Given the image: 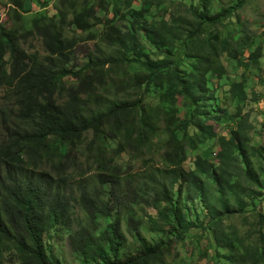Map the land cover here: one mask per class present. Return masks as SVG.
Returning a JSON list of instances; mask_svg holds the SVG:
<instances>
[{
	"label": "trees",
	"instance_id": "trees-1",
	"mask_svg": "<svg viewBox=\"0 0 264 264\" xmlns=\"http://www.w3.org/2000/svg\"><path fill=\"white\" fill-rule=\"evenodd\" d=\"M2 1L0 264H63L56 250L64 239L86 264H184L173 249L189 239L198 260L212 250L215 264H264V174L257 169L264 149L248 143L251 124L241 108L227 107L249 99L247 81L211 80L227 74L224 59L261 65L264 45L250 49L253 36L237 13L246 0L216 13L214 0ZM28 1L38 10L26 9ZM177 1L193 21L165 18ZM50 5L52 13L39 11ZM151 7L161 8V18ZM228 17L237 22L223 34L218 27ZM37 38L44 53L29 43ZM83 41L95 45L75 69L70 62ZM106 79L109 87L97 93ZM210 121L232 123L229 136L219 137L217 162L202 155L188 162L187 149L213 137ZM126 152L161 153L160 164L143 158L135 171L122 164ZM89 173L97 180L91 187ZM237 214L246 237L225 224ZM145 229L167 239L148 242ZM207 232L210 246L201 249Z\"/></svg>",
	"mask_w": 264,
	"mask_h": 264
},
{
	"label": "rangeland",
	"instance_id": "rangeland-1",
	"mask_svg": "<svg viewBox=\"0 0 264 264\" xmlns=\"http://www.w3.org/2000/svg\"><path fill=\"white\" fill-rule=\"evenodd\" d=\"M242 1V0H241ZM4 1L0 0V22H4L8 19L6 15L5 6L3 4ZM180 1L174 2L173 6L169 7V12L165 15V18L170 19V15L173 13L175 15H182L183 18L191 22L193 21L192 15L188 9V6L184 4V1L182 4L179 3ZM214 5L212 6V13L220 12L222 7H229L232 5H236L239 0H214ZM244 5L238 8L237 13H239L240 18L244 21L243 28L248 30L251 35L253 36V45H251L250 49L253 51L261 44L264 45V0H246L244 1ZM32 8L34 11L35 9L38 10V7L32 6L31 2H26V9ZM161 8L157 7H151L150 13L152 14L153 18L159 19L161 18L162 13L160 12ZM48 11L52 13L55 10V7L53 5H50L48 9H45L41 7L39 11ZM33 17V13H25L26 20H31ZM236 19L229 17L225 21L224 25H221L218 27L219 31H222L223 34H226V32L230 29L235 28ZM101 27H96L93 29L94 34H98ZM77 35H80L78 33ZM34 48L39 50L41 53H44V49L42 46V42L37 38L32 41H30ZM95 45V41H83L77 46L74 52V57L72 61L70 62L71 66H74L75 69L84 68V65L86 64L88 60V54L93 50ZM264 54V49H263ZM224 64L227 67V74L224 75V78L219 81L217 77L211 76V80L213 83H219L220 86L224 84H229L233 81H247V92H248V100L237 103L236 101H233L231 105L227 106L228 110L230 112H236V109L238 106L241 108V114L242 116L246 117L251 124L250 129L248 130L249 134V140L248 143L251 145L256 146L257 148H263L264 149V56L263 60H261V65L259 67L256 66H250L247 67L245 65H242L240 62H234L230 60L224 59ZM131 71L137 70V67L131 66ZM110 85V81L108 79L105 80L104 85H101L97 87V93L103 92L105 89H107ZM225 87H228L227 85ZM3 91H0V99L2 97L3 99ZM2 101V100H1ZM0 101V102H1ZM185 114V111L182 112V115ZM223 114V113H222ZM223 117V115H221ZM211 125H213V137L211 139H207L204 143L199 144L198 148L196 150H190L187 149V160L188 162H191L194 160L197 155H202L206 157L207 159L217 162L216 159H214L215 153L219 149L218 140L221 135L229 136V132L232 128V123L230 122H215L210 121ZM54 143L57 147H61L64 145L62 141L54 139ZM170 143L178 144V141L176 139H171ZM65 146L67 144L65 143ZM82 150H84V146L81 145L79 152L82 154ZM160 154L161 153H155L154 155L148 154L146 156H134L129 152H126L122 155L123 157V165L124 166H130L133 170L138 171L142 170L145 167L144 159L143 158H150L152 160V163H154L155 167L160 164ZM257 169L260 173L264 174V157H262L259 160V163L257 164ZM80 178L77 179L76 182H78ZM86 182L91 187L93 186L97 180L94 173H89L86 177ZM76 185H74V188ZM185 204L188 208H190L191 212L193 211V214L198 216L199 220H203V213L198 212L199 210V204L196 200H188L187 199V192L184 194ZM262 207L264 208V203H261ZM147 212L151 215H156V210L153 208H148ZM250 216L251 214L244 213V215ZM106 222H103V225H105ZM225 224H231L234 227L239 228L238 233L242 236L246 237V235L249 233L247 232L246 228V222L243 217V215H236L230 220H226ZM167 229V227H166ZM126 232V231H125ZM133 234L132 232H130ZM129 234V233H127ZM144 236L146 237L148 242H155V241H162L166 240V232H151L149 230L143 231ZM192 236L194 232L191 231L190 233ZM212 237L211 232H207L203 235V239L200 241V244L198 245L199 248H209V240ZM130 243L134 242L133 236L128 235V239ZM186 243L184 245H177L176 248L173 249V253L180 252L183 260L186 261L184 264H215L214 256L215 252L212 250L208 251V257L206 259L198 260L196 255H192L194 244L191 242V240H186ZM226 248H221L220 251H225ZM56 256L63 262V264H86L82 257H79V254L70 251L68 242L66 239L62 241L60 246L56 250ZM178 264V263H177Z\"/></svg>",
	"mask_w": 264,
	"mask_h": 264
}]
</instances>
